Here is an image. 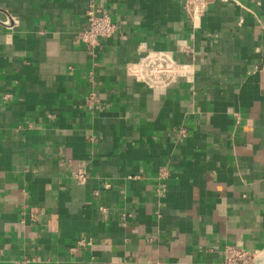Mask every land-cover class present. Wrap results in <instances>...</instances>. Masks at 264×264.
<instances>
[{
	"label": "crops",
	"instance_id": "crops-1",
	"mask_svg": "<svg viewBox=\"0 0 264 264\" xmlns=\"http://www.w3.org/2000/svg\"><path fill=\"white\" fill-rule=\"evenodd\" d=\"M90 8L115 25L94 48ZM233 245L264 264V0H0V264Z\"/></svg>",
	"mask_w": 264,
	"mask_h": 264
},
{
	"label": "built area",
	"instance_id": "built-area-1",
	"mask_svg": "<svg viewBox=\"0 0 264 264\" xmlns=\"http://www.w3.org/2000/svg\"><path fill=\"white\" fill-rule=\"evenodd\" d=\"M182 4L183 10L191 18L195 19L203 15L208 4L213 0H176ZM115 25L106 15L99 14L94 8H90L86 14V26L80 33V39L90 48H94L101 39L113 36ZM77 180L84 181L85 175L78 172ZM260 257L259 251H249L244 247L227 246L223 253L222 264H253Z\"/></svg>",
	"mask_w": 264,
	"mask_h": 264
}]
</instances>
